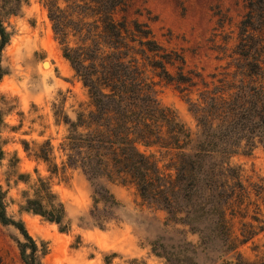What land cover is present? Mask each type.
Masks as SVG:
<instances>
[{
	"label": "trees",
	"instance_id": "trees-1",
	"mask_svg": "<svg viewBox=\"0 0 264 264\" xmlns=\"http://www.w3.org/2000/svg\"><path fill=\"white\" fill-rule=\"evenodd\" d=\"M127 1L43 0L62 56L88 97L86 108L78 110L75 119L54 113L67 128L58 146L63 157L60 169L80 171L91 185L90 217L100 229L113 219L117 205L106 184H130L144 202L163 211L169 223L198 234L206 249L233 255L221 264H264L235 251L237 243L226 222L230 202L237 201L243 190L240 169L231 159L249 156L257 147L264 150V0L248 1L240 26L237 54L245 62L240 65L242 77L218 79V85L185 70L182 53L158 43L146 24L116 20L114 13ZM26 3L1 0L2 19L17 15ZM12 35L0 19V80L7 74L2 53ZM255 40L261 42L256 55ZM159 83L172 84L185 95L196 122L194 140L176 112L160 104ZM193 88L195 100L188 97ZM53 149L46 141L37 156L50 174L59 170L51 157ZM24 183L29 184V179ZM29 190L20 211L66 232L65 207L50 183L39 177ZM5 198L0 186V224L21 236L17 247L23 264H42L45 243L38 244L22 220L7 214ZM200 219L208 224L199 226ZM249 239L244 237L240 244Z\"/></svg>",
	"mask_w": 264,
	"mask_h": 264
},
{
	"label": "rangeland",
	"instance_id": "rangeland-1",
	"mask_svg": "<svg viewBox=\"0 0 264 264\" xmlns=\"http://www.w3.org/2000/svg\"><path fill=\"white\" fill-rule=\"evenodd\" d=\"M248 1L128 0L114 18L146 24L158 43L182 53L185 70H193L207 83L218 85V79L242 77L240 65L245 62L240 61L237 44ZM0 19L13 32L2 53L7 74L0 80V186L6 193L7 214L22 220L38 244L45 243L47 254L42 264L230 262L232 254L206 249L198 234L169 223L166 214L144 202L130 184H106L117 205L112 209L113 219L103 229L95 226L90 217L91 185L80 171L60 169L63 157L58 146L67 128L54 116L58 111L75 119L76 112L87 106L86 90L62 56L43 0H27L17 15L3 19L0 15ZM260 45L258 40L252 42L254 55ZM156 90L160 104L176 112L194 140L196 122L185 95L172 84L159 83ZM188 97L197 98L196 88ZM46 141L54 148L51 157L59 167L56 174H50L47 165L37 158L39 147ZM163 160L161 166L168 159ZM231 163L240 169L243 190L226 212L229 233L237 243V253L248 261L264 263V150L257 147L249 156L236 155ZM39 177L50 183L65 207L66 232L20 211L24 192L31 193L29 187ZM26 179L29 184L24 183ZM207 224L199 220V226ZM244 237L250 239L240 244ZM17 241H22L19 233L0 224V264H23Z\"/></svg>",
	"mask_w": 264,
	"mask_h": 264
}]
</instances>
